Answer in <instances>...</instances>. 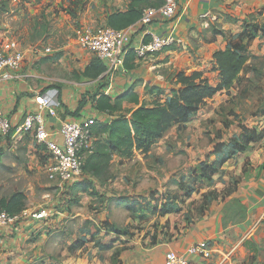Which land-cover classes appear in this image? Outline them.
I'll use <instances>...</instances> for the list:
<instances>
[{"label": "crops", "instance_id": "1", "mask_svg": "<svg viewBox=\"0 0 264 264\" xmlns=\"http://www.w3.org/2000/svg\"><path fill=\"white\" fill-rule=\"evenodd\" d=\"M104 1L105 8L100 10L105 23L110 14L125 12L132 0ZM257 12H264V0H179L177 15L168 21L154 22L151 31L180 40L183 47L171 46L146 60L134 61L132 70L117 74L112 80L109 97L114 99L133 90L139 104H143V97L154 102L156 99L145 87L160 86L165 96L159 102H164L169 85L160 74L162 70L186 74L203 72L207 80L215 75L216 83L208 82L216 86L219 74L212 71V56L224 50L228 43L214 32L239 35L243 23L258 18ZM205 13L210 14L211 20L200 18ZM142 37L139 31L133 37V44ZM252 44L247 66L254 69L249 66L251 61L255 63L252 59H264V39L256 38ZM10 46L0 43V48H14ZM89 55L91 59L85 68L96 59L93 54ZM31 58L26 57L22 72L38 75ZM105 83L102 91L108 85L107 81ZM84 84L87 85L84 89L65 87V91L60 90L64 107L61 112L66 113L62 119L76 117L82 110L92 112L96 87L92 83ZM47 87V82L35 78L0 83L3 111L7 114L26 111L34 92ZM228 92L221 91L214 97ZM83 99L85 105L78 111ZM212 99L207 100L188 123L171 128L148 153L135 152L130 159L113 155L111 167L115 163V173L110 168L112 177L106 182L101 184L93 177L84 176L74 181L64 194L46 198L41 206L59 209L58 217L48 222L25 220L0 230V264H160L167 251L182 255L191 245L204 247L205 257L192 258L201 264H232V255L221 248L223 237L244 231L245 238L264 242L261 221L264 215V139L253 143L247 152L235 155L222 167L219 176L210 183L198 184L188 197L171 184L173 179L186 175L200 163L212 164L217 158L211 154L216 144H227L240 134L239 130L226 135L229 130L221 123L210 122L213 116L216 118V113L205 106ZM135 108L137 106L127 102L122 105L126 114ZM74 112L76 116L70 114ZM255 120L249 128L264 130V116ZM24 196L26 210L41 207L31 202L27 204ZM237 203L246 213L240 223L233 224ZM126 206H143L155 213L141 220L139 216L132 217ZM117 214H121L120 221ZM105 246L109 249H104Z\"/></svg>", "mask_w": 264, "mask_h": 264}, {"label": "trees", "instance_id": "2", "mask_svg": "<svg viewBox=\"0 0 264 264\" xmlns=\"http://www.w3.org/2000/svg\"><path fill=\"white\" fill-rule=\"evenodd\" d=\"M1 2V1H0ZM163 0H132L125 12H116L107 16L105 25L115 30H123L136 24L141 18L145 8H158ZM263 20L250 19L242 25V31L237 38L230 37L224 31H215L216 35L227 40L228 46L224 50L216 51L212 56V71L218 72L219 83L216 86L209 84L203 78V72H192L186 74L183 71H172L165 74V81L169 85V94L164 102H159L165 96V90L160 86H146L145 91L155 97L151 105L139 104V97L133 90L114 99L105 96L101 90L105 87L104 81L105 65L97 59H93L80 75V81L95 85L93 94V109L97 112H106L113 118L109 123L97 122L92 127L95 138L93 150L84 159L83 171L85 176H90L104 183L112 176L110 174L111 160L113 155L122 159H130L135 152L148 153L163 136L174 126L188 123L197 113L199 108L209 99H212L221 91L228 92L240 81V74L249 69L247 63L250 59L248 48L256 38L264 39V12ZM135 55L132 50L127 54L125 70L133 68ZM124 102L137 106L123 114ZM85 105L83 99L78 107L80 111ZM64 107H62L63 109ZM77 111V112H78ZM77 112L70 113L74 116ZM61 116H66L65 111ZM264 116V111L256 114ZM264 139V130H257L242 126L240 134L232 138L227 144L218 143L214 147L212 155L216 161L212 164L200 163L189 170L186 175L173 179L171 184L185 196H190L198 184L203 181L210 183L220 175L222 167L235 155L247 152L253 143ZM25 196L16 192L7 198L0 199V212H6L10 216L20 214L25 209ZM238 205V210L232 223H240L245 218V208ZM132 217L139 216L145 220L153 216L155 210H148L143 206H126ZM230 212H233L230 211ZM223 225H226L223 222ZM106 228V227H105ZM121 235L120 232L114 231ZM109 249L108 247H103Z\"/></svg>", "mask_w": 264, "mask_h": 264}, {"label": "rangeland", "instance_id": "3", "mask_svg": "<svg viewBox=\"0 0 264 264\" xmlns=\"http://www.w3.org/2000/svg\"><path fill=\"white\" fill-rule=\"evenodd\" d=\"M0 1V43L11 45L15 50H25L32 46L51 48L53 53L50 56L31 58L34 71L44 78L42 81L47 82V88L65 91L67 87H87L80 81V75L91 56L78 46L77 41L86 31L105 25L100 10L105 8L104 0ZM262 13H255L258 15L256 20H263ZM229 36L238 37L232 34ZM252 60L255 63L251 61L249 66L252 65L254 69H245L240 81L227 95L218 94L205 106L215 110L216 118L213 116L210 122L213 120L221 123L229 130L226 135L239 131L245 125L249 128L256 121L255 118L259 117L255 115L264 111V59ZM160 74L165 79L168 72L162 70ZM208 80L215 84V75H211ZM143 100L144 105L152 103L149 97H143ZM86 104H89L87 100ZM122 113L126 114L125 111ZM49 162L47 153L31 139L17 144L2 142L0 199L21 192L26 195L27 204L31 202L41 206L46 198H56L58 192H55L54 184L47 178ZM111 172L115 173V163ZM120 217L121 214H117L119 221ZM261 221L264 223V215ZM244 233L242 231L236 236L229 234L223 237L221 248L232 255V264H264V242H253L251 238H245Z\"/></svg>", "mask_w": 264, "mask_h": 264}, {"label": "built area", "instance_id": "4", "mask_svg": "<svg viewBox=\"0 0 264 264\" xmlns=\"http://www.w3.org/2000/svg\"><path fill=\"white\" fill-rule=\"evenodd\" d=\"M179 10V0H163L158 8H145L139 21L123 30H115L101 26L88 30L77 41L78 46L91 54L105 65L104 81L107 87L103 91L109 96L110 84L117 74H126L125 61L130 50L135 55V61H143L161 53L171 46L183 47L180 40L159 36L151 31V25L158 21H168L174 18ZM202 20H211L210 14L200 16ZM142 32L143 37L133 44V37ZM51 48L32 46L26 50L0 48V83L22 81L27 78L44 80L40 75L23 73L26 57L38 58L50 56ZM33 66V65H32ZM87 84V83H86ZM82 110L76 117L61 118L62 104L60 91L56 88H46L34 92L31 106L22 113L7 114L3 111L0 100V145L17 144L25 139H31L50 158L47 178L54 184L55 192L64 194L65 190L76 180L85 176L84 159L91 154L95 138L92 127L101 123H109L113 118L106 112ZM52 120V123L49 121ZM61 214L56 208L41 206L35 210H24L20 214L10 216L0 212V230L12 228L25 220L48 222ZM206 251L201 245L189 246L185 254H177L169 250L160 264H201L193 257H205Z\"/></svg>", "mask_w": 264, "mask_h": 264}]
</instances>
